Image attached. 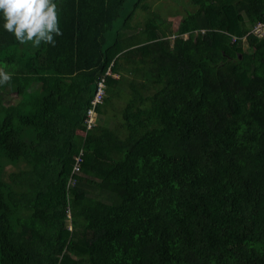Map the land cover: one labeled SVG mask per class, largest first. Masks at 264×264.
Listing matches in <instances>:
<instances>
[{
	"label": "trees",
	"instance_id": "1",
	"mask_svg": "<svg viewBox=\"0 0 264 264\" xmlns=\"http://www.w3.org/2000/svg\"><path fill=\"white\" fill-rule=\"evenodd\" d=\"M169 2L56 0L54 47L0 29V264H253L264 36L249 31L264 0ZM170 202L198 214L201 251L152 243Z\"/></svg>",
	"mask_w": 264,
	"mask_h": 264
},
{
	"label": "rangeland",
	"instance_id": "2",
	"mask_svg": "<svg viewBox=\"0 0 264 264\" xmlns=\"http://www.w3.org/2000/svg\"><path fill=\"white\" fill-rule=\"evenodd\" d=\"M170 0H165V3L170 4ZM176 2L175 5L178 3L179 0H172V2ZM186 0H181V2L185 3ZM174 5V8H175ZM169 8V9H168ZM167 8V12L171 9V5ZM189 9L188 6H186ZM165 9V8H164ZM181 9V8H179ZM164 11V10H162ZM151 11L145 10L142 7L140 8V15H145L150 17ZM172 31L177 29L178 23L180 21L179 16H175L172 18ZM244 49L247 48L246 43L243 46ZM117 77V76H114ZM3 93V92H2ZM8 97V96H7ZM5 103L8 105H14L16 103L17 97L15 95H10ZM159 189L158 192L160 196L158 198H152L151 202L154 200L156 204H162L166 197H173L175 192L173 189L166 188ZM161 215V219L155 222L150 227V235L152 239V243L154 245L163 244L166 240L170 239L173 243L172 250H175V254H178L180 250H184V245L189 248H197L201 251L200 245L195 241V237L199 235V227L201 222H199L198 214L191 213L187 208L183 205L180 207H172V203L170 202L168 207L163 211H158ZM264 240V239H263ZM260 238H253L251 241V251L247 252L250 256H248L249 260L251 257L254 259L253 264H264V241ZM187 241V242H186ZM256 247H255V246ZM206 252V251H205ZM223 262H230L229 256L226 251L222 254L220 258ZM196 264V263H195ZM226 264V263H223Z\"/></svg>",
	"mask_w": 264,
	"mask_h": 264
},
{
	"label": "clouds",
	"instance_id": "3",
	"mask_svg": "<svg viewBox=\"0 0 264 264\" xmlns=\"http://www.w3.org/2000/svg\"><path fill=\"white\" fill-rule=\"evenodd\" d=\"M0 29L20 44L54 47L55 37L62 35L56 0H0ZM10 80L11 74L0 67V87Z\"/></svg>",
	"mask_w": 264,
	"mask_h": 264
},
{
	"label": "built area",
	"instance_id": "4",
	"mask_svg": "<svg viewBox=\"0 0 264 264\" xmlns=\"http://www.w3.org/2000/svg\"><path fill=\"white\" fill-rule=\"evenodd\" d=\"M255 37L257 38H261L264 36V23L263 22H258L256 25H254V27L251 29L250 31ZM103 84L102 82L99 83L98 85V89L94 95V98L91 101V108L88 109L87 111V117L88 119H86V122L88 124V126H91L94 119H93V110L94 107L101 103L102 98H103ZM79 158L76 159V161H78Z\"/></svg>",
	"mask_w": 264,
	"mask_h": 264
}]
</instances>
